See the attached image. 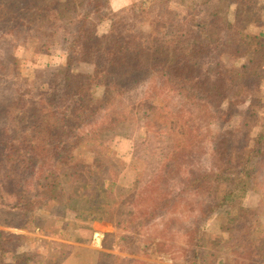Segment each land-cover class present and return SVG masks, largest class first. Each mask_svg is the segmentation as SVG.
I'll use <instances>...</instances> for the list:
<instances>
[{"label": "trees", "instance_id": "1", "mask_svg": "<svg viewBox=\"0 0 264 264\" xmlns=\"http://www.w3.org/2000/svg\"><path fill=\"white\" fill-rule=\"evenodd\" d=\"M0 8L1 227L23 230L43 209L56 236L72 242L96 234L93 219L110 211L119 253L136 256L150 241L175 264H210L216 242L214 264H264V75L253 67L264 52V0H152L115 11L109 0H0ZM251 31L249 46L242 32ZM91 49L103 55L86 73L78 65H91ZM123 101L152 135L134 145L130 183L97 125ZM179 219L170 243L168 224ZM150 229L156 240L144 237ZM23 242L38 240L0 231V264H32Z\"/></svg>", "mask_w": 264, "mask_h": 264}, {"label": "rangeland", "instance_id": "2", "mask_svg": "<svg viewBox=\"0 0 264 264\" xmlns=\"http://www.w3.org/2000/svg\"><path fill=\"white\" fill-rule=\"evenodd\" d=\"M190 2L201 3L202 0H187ZM110 9L112 11L122 9L131 5H136L137 7L146 8L152 4V0H109ZM205 14V12H204ZM1 8H0V16ZM208 17L206 13L203 17V21L207 22L205 19ZM229 18L230 15H229ZM202 19V18H201ZM264 34V23L261 28ZM256 32V31H255ZM242 32V40L251 44L257 41V32ZM202 36L208 42H211L213 35L209 31L202 32ZM260 41L261 46L264 48V39ZM252 48V47H251ZM248 49V48H247ZM245 52L246 56H254L257 54L251 51ZM253 49V48H252ZM255 49V48H254ZM55 58L60 61V55L58 52H53ZM102 53L94 50L87 52V59L90 64H80L78 65L79 70L90 73L96 67H99L100 59L102 58ZM22 58L25 56L19 54ZM248 58H242L240 62ZM254 59V58H253ZM260 62L257 64V62ZM258 61H254L253 67L258 68V72L264 75V52L261 53ZM56 68L50 67L46 70V75L52 74ZM261 84L264 85V78L261 79ZM104 86H100L97 91H102ZM107 88V86H106ZM155 105H162V101L154 102ZM137 111L133 112L132 106L127 101L114 102L104 110H102L98 116L97 125L100 127L99 142L102 143L104 147L110 148L114 151L117 159L123 164V169L120 177L125 182H133L134 173L130 169V160L134 152V145L137 141H152V135L147 133L145 129L139 126L137 123ZM36 217L24 226L23 230L10 229L0 226V231H6L9 233L17 234L20 236H27L38 240L36 244L32 242H23L22 245L28 248L29 255H33L34 262L32 264H56L59 262L61 264H98L99 253H104L108 255H115L120 257H131L137 260L144 261L148 264H175L173 263L172 255L158 253L149 241L148 245L144 248L139 247L137 249L136 256H129L126 254L119 253L118 251V235L120 231L116 228L115 222L112 220L110 211L109 212H98L96 217L93 219L91 224L92 230L96 233L91 234L90 231H80L77 235L78 239L72 242L63 241L58 236L51 226H48L49 219L53 218L48 212L40 209ZM183 221L181 219L175 220V222H170L168 224L166 236L167 241L173 243L169 236L177 233L180 229L179 222ZM223 228L226 227L225 224L221 225ZM148 231L150 234H144V237H148L152 240H156V236L159 234L156 231ZM102 235H108L107 237H102ZM237 235V234H236ZM174 239V236H172ZM180 241V240H179ZM181 242V241H180ZM207 252L211 255L210 264L216 262V257L221 254L222 245L216 242H208ZM162 254V255H160ZM176 260L181 262L180 252L175 254ZM102 264V262H101Z\"/></svg>", "mask_w": 264, "mask_h": 264}]
</instances>
